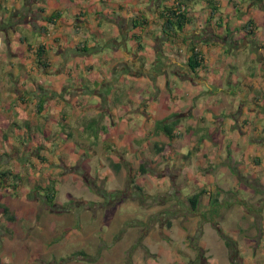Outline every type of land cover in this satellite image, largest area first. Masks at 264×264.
Returning a JSON list of instances; mask_svg holds the SVG:
<instances>
[{"label": "crops", "instance_id": "1", "mask_svg": "<svg viewBox=\"0 0 264 264\" xmlns=\"http://www.w3.org/2000/svg\"><path fill=\"white\" fill-rule=\"evenodd\" d=\"M181 2L189 22L168 40L160 31L159 11L175 0H0L3 14L10 17L8 29L20 13L30 31L45 37L28 42L6 32L4 46L0 30V55H8L12 65L9 72V66L1 67L8 76L0 77V101L9 97L11 104H0V156H27L31 150L35 158L53 143L56 147L66 141L72 147L86 145L78 149L84 155L93 145L106 155L112 150V163L123 168L122 161L142 152L138 142L150 143L149 135L151 146L168 142L162 134H153L156 120L177 119L174 131L181 147L172 150L170 158L180 172L201 179L193 193L205 189L196 209L204 206L196 214L202 218L207 212V234L222 247L203 245L193 216H178L170 227L178 242L161 239L159 250L146 263L264 264V187L252 190L259 195L253 212L246 209L243 196L232 192L239 188L235 175L264 174V0ZM35 3L36 8L29 9ZM23 6L27 10L21 14ZM100 38L108 54L98 51L101 47L94 40ZM10 41L18 42L20 50L8 51ZM38 44L44 47V67L34 54ZM191 44L201 58L194 72L185 65ZM27 58L34 66L21 67ZM158 61L156 73L153 65ZM204 83L209 87L207 102L198 98ZM182 89L190 97L187 103L181 102ZM91 119L95 122L90 130ZM100 125L105 130L94 135ZM222 134H227L226 140ZM212 179L215 182L208 185ZM209 195L216 198L213 204L208 203ZM214 222L229 236L230 247L214 232ZM196 232L198 245L193 240Z\"/></svg>", "mask_w": 264, "mask_h": 264}, {"label": "rangeland", "instance_id": "2", "mask_svg": "<svg viewBox=\"0 0 264 264\" xmlns=\"http://www.w3.org/2000/svg\"><path fill=\"white\" fill-rule=\"evenodd\" d=\"M23 1L21 0V4ZM35 8L36 3L29 9ZM23 9L21 14L26 13L27 7L23 6ZM7 13L3 14L0 7V30L3 31L1 41L4 46L6 32L9 33L8 37L14 34L21 39L26 37L28 42L45 40V37L29 30L28 23L24 21L25 17L20 13L12 17L13 26L8 29L6 26L10 17ZM110 14L107 13L109 17ZM103 41L100 38L94 40V43L101 47L98 51L108 54V46ZM130 42L131 37L126 41L127 50ZM10 49H13V53L20 50L18 42L10 41L8 51ZM248 52L245 51L243 56ZM26 60L21 67L29 63L34 66L28 58ZM3 66H9L8 72L12 70L8 55H0V77H7L6 72H3L5 70L1 68ZM22 70L29 73L27 69ZM154 71L157 73L158 69L155 67ZM120 84L128 86L124 81ZM231 87L232 84L229 85ZM201 88L204 92L198 98L202 97L207 102V83ZM184 92L185 89H182L181 102L187 103L190 97ZM78 95L79 93L76 96ZM1 103L6 108L11 104L9 97L2 98ZM195 119L198 124L202 123L199 116ZM222 135L226 140L227 134ZM150 137L153 135H149L150 143L136 144L138 148H143L140 150L142 152L122 161L123 168L120 167L122 164L116 166L112 163V150L108 152L110 155H106L101 146L93 145L88 155L87 152L84 155L78 149L85 148L86 145L79 147L80 145L75 144L72 147L63 143L66 141L58 142L56 147L53 143L51 148H46L47 152L40 155L41 158H34L31 150L27 156L19 157L15 152L9 156H0L1 168L8 167L20 174L16 187L0 189L3 200L18 209L17 217L10 227L6 226L5 219L0 215V264H147L146 260L153 258L162 245L161 239L178 242L170 228L178 216H193L192 222L199 226L197 230H200L201 243L206 247L208 244L221 248L222 243L207 234L210 225L207 212L204 210L202 218L196 214L202 210L204 204L200 205V210H189L187 197L202 185L201 179L196 176L189 178L188 171L180 172L181 168L174 158L164 160L158 157L152 152ZM139 159L144 162L145 172H138ZM48 175H52L56 182L51 205L44 202L41 192L46 183L44 178ZM241 175H235L239 188L235 186L232 192L234 195L243 196L246 200L244 203L248 206L246 209L253 212L252 203L259 195L252 190H261V186L264 187V174L251 175L243 171ZM229 181L232 183V176ZM214 182L212 179L208 185ZM240 184L244 187L246 185L248 191L244 193ZM217 189L220 192L225 191L223 188ZM218 191L215 192L219 195ZM226 195L230 197L228 191ZM218 199L221 201L222 198ZM182 221L183 219L178 220V223ZM215 222L211 226L216 233L215 225L218 224ZM199 236L196 232V239H193L197 245ZM260 245L264 246V241ZM77 250L83 251L84 255L73 254Z\"/></svg>", "mask_w": 264, "mask_h": 264}, {"label": "trees", "instance_id": "3", "mask_svg": "<svg viewBox=\"0 0 264 264\" xmlns=\"http://www.w3.org/2000/svg\"><path fill=\"white\" fill-rule=\"evenodd\" d=\"M209 4V8L212 10L214 6L211 4L210 1H207ZM159 18H161V25L160 31L161 34L165 36L166 39H171L176 37L177 33L183 29V27L189 22V17L186 11L183 8L181 0H175V3L164 6L159 11ZM48 20V18H47ZM138 23L133 22L132 25L135 26ZM30 49V48H28ZM81 50H85V48H80ZM189 55L186 59V67L189 69L190 72H194V70L199 67L200 65V55L195 47L191 44L189 46ZM44 52V47L41 44H38L34 50V54L36 57V61L42 67L45 66V63L41 60L42 54ZM160 61L153 65L154 67H158ZM94 119L89 122V129H92V124L94 123ZM177 119H170L169 121L165 122L163 120H156L153 125V134H162L168 140V142H164L162 144L154 143L152 145V152H154L158 157L164 160H168L171 156L170 152L174 149L181 147V144L177 141V134L174 131L176 126ZM90 129V130H91ZM96 130L104 131L105 127L100 125L98 128L94 129L93 134L95 135ZM174 139V140H173ZM41 158V156H39ZM116 165V164H115ZM118 166V165H116ZM144 162L139 161L138 163V172L142 173L145 172ZM46 183L44 187L41 189L42 195L44 197V202L47 205H51L53 203V199L55 196V181L52 178V175H48L44 178ZM20 180V174L17 172H13L9 168H0V189L5 188L8 186H17V182ZM138 190L139 187L135 185ZM205 194V189H200L199 191L191 194L187 197L188 206L190 211L196 210V206L198 203L199 197ZM2 196L0 195V198ZM208 203L213 204L215 198L211 195L208 196ZM18 214V209L9 205L6 201H0V215L3 216L5 219L6 226L10 227L14 223ZM7 230V229H5ZM217 234L223 241V244L226 247L231 246V240L228 235H226L222 230L217 229ZM73 254L75 255H84L83 251L77 250Z\"/></svg>", "mask_w": 264, "mask_h": 264}]
</instances>
